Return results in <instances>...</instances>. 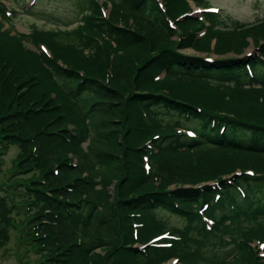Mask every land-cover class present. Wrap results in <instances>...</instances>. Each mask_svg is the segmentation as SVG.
Here are the masks:
<instances>
[{
  "label": "trees",
  "instance_id": "trees-1",
  "mask_svg": "<svg viewBox=\"0 0 264 264\" xmlns=\"http://www.w3.org/2000/svg\"><path fill=\"white\" fill-rule=\"evenodd\" d=\"M5 1L0 249L16 231L33 264H264V18L79 0L76 27L24 35Z\"/></svg>",
  "mask_w": 264,
  "mask_h": 264
},
{
  "label": "rangeland",
  "instance_id": "rangeland-1",
  "mask_svg": "<svg viewBox=\"0 0 264 264\" xmlns=\"http://www.w3.org/2000/svg\"><path fill=\"white\" fill-rule=\"evenodd\" d=\"M18 4L12 0H6L5 3L12 10L9 17H12L10 23H5L4 28L11 25V33L28 35L31 30L38 29L48 31L52 28L70 30L78 25L80 2L79 0H20ZM208 4L199 7L192 4L195 17L202 18L204 7L212 6L218 10V14L228 16L234 20L246 24L256 23L264 18V0H207ZM35 2V3H34ZM34 8L32 11L30 9ZM205 16V14H204ZM27 46L31 43L25 40ZM32 48V45L29 46ZM191 52V50H187ZM253 51L252 45L247 46L246 52ZM227 54L226 56H228ZM216 57V56H215ZM86 145V142L82 144ZM18 152L17 145H10L4 155L0 156V186L10 180L12 173V163ZM226 177V176H225ZM169 224L177 226L183 224L181 219L169 216ZM16 231L10 232V240L0 249V264H33L34 253L29 252L16 239ZM259 248V254L264 256V248L255 242ZM258 245V246H257ZM98 251V250H96ZM170 264H176L172 261Z\"/></svg>",
  "mask_w": 264,
  "mask_h": 264
}]
</instances>
